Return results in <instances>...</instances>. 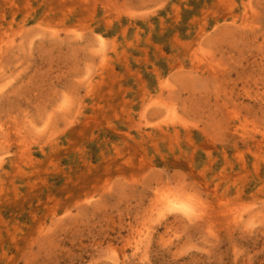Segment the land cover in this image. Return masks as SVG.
Segmentation results:
<instances>
[{
  "label": "rangeland",
  "instance_id": "rangeland-1",
  "mask_svg": "<svg viewBox=\"0 0 264 264\" xmlns=\"http://www.w3.org/2000/svg\"><path fill=\"white\" fill-rule=\"evenodd\" d=\"M0 264H264V0H0Z\"/></svg>",
  "mask_w": 264,
  "mask_h": 264
},
{
  "label": "bare ground",
  "instance_id": "bare-ground-1",
  "mask_svg": "<svg viewBox=\"0 0 264 264\" xmlns=\"http://www.w3.org/2000/svg\"><path fill=\"white\" fill-rule=\"evenodd\" d=\"M99 37H100V36H99ZM101 39H102V38H101ZM102 42H103V41H102ZM102 42H101V43H102ZM183 204H184V203H183ZM182 207H183V206H182ZM182 207H181V208H182ZM187 208H188V207H187ZM183 209H184V207H183Z\"/></svg>",
  "mask_w": 264,
  "mask_h": 264
}]
</instances>
